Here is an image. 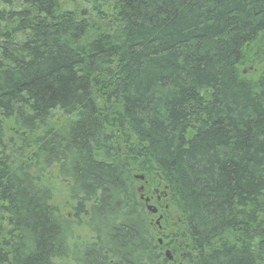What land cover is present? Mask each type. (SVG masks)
Returning <instances> with one entry per match:
<instances>
[{
    "label": "trees",
    "instance_id": "trees-1",
    "mask_svg": "<svg viewBox=\"0 0 264 264\" xmlns=\"http://www.w3.org/2000/svg\"><path fill=\"white\" fill-rule=\"evenodd\" d=\"M84 1L0 0V264H264V0Z\"/></svg>",
    "mask_w": 264,
    "mask_h": 264
},
{
    "label": "rangeland",
    "instance_id": "rangeland-1",
    "mask_svg": "<svg viewBox=\"0 0 264 264\" xmlns=\"http://www.w3.org/2000/svg\"><path fill=\"white\" fill-rule=\"evenodd\" d=\"M60 4L61 6L64 8V9H71L72 7H77L78 9H80L81 11H83V13L86 11L89 10V7H90V3L84 1V0H60ZM3 4H0V12L3 10ZM16 8V7H15ZM6 9H8L7 11H11L9 7H6ZM18 9V8H17ZM17 9H14V10H17ZM13 11V10H12ZM55 114V113H54ZM56 115V114H55ZM152 204L154 205V203H151L149 205L152 206ZM67 212H69V210L67 209ZM157 215V214H156ZM156 215H153L151 218L152 220L154 221V223L156 222V218L157 216ZM156 226V225H155ZM77 234L83 236L84 238H88V233H86L85 231H83L82 229H78L76 231ZM157 228H154L153 229V236H154V239L155 240H158V243L160 244L161 241H162V237L157 235ZM164 254L167 252V255L165 256H168V258H170L171 254H170V251L169 249H165L164 250Z\"/></svg>",
    "mask_w": 264,
    "mask_h": 264
},
{
    "label": "flooded vegetation",
    "instance_id": "flooded-vegetation-1",
    "mask_svg": "<svg viewBox=\"0 0 264 264\" xmlns=\"http://www.w3.org/2000/svg\"><path fill=\"white\" fill-rule=\"evenodd\" d=\"M154 193H156V198L154 199L153 197V195H147L146 197H144V199H146L147 200V202H145V200H143L144 201V203H147V204H151V203H157V202H159L160 201V198H159V195L157 194V190L155 189L154 190ZM153 193V194H154ZM157 200V201H156ZM153 205V204H152ZM154 206V205H153ZM157 210V209H156ZM156 214H157V217H159L160 216V214H158L157 213V211H156ZM158 223V222H157Z\"/></svg>",
    "mask_w": 264,
    "mask_h": 264
},
{
    "label": "water",
    "instance_id": "water-1",
    "mask_svg": "<svg viewBox=\"0 0 264 264\" xmlns=\"http://www.w3.org/2000/svg\"><path fill=\"white\" fill-rule=\"evenodd\" d=\"M144 200H145V202H147L146 199H144ZM146 209H147V211L152 212V213L156 212V208L151 206V205H146Z\"/></svg>",
    "mask_w": 264,
    "mask_h": 264
},
{
    "label": "bare ground",
    "instance_id": "bare-ground-1",
    "mask_svg": "<svg viewBox=\"0 0 264 264\" xmlns=\"http://www.w3.org/2000/svg\"><path fill=\"white\" fill-rule=\"evenodd\" d=\"M5 5V3H3ZM165 255H167V252L165 253Z\"/></svg>",
    "mask_w": 264,
    "mask_h": 264
}]
</instances>
